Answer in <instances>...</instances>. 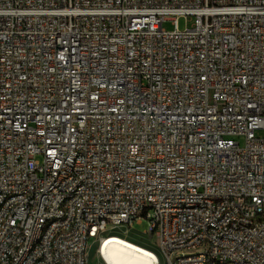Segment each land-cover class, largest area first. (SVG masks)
<instances>
[{"label":"built area","instance_id":"obj_1","mask_svg":"<svg viewBox=\"0 0 264 264\" xmlns=\"http://www.w3.org/2000/svg\"><path fill=\"white\" fill-rule=\"evenodd\" d=\"M259 130L264 0H0V264H264Z\"/></svg>","mask_w":264,"mask_h":264},{"label":"bare ground","instance_id":"obj_2","mask_svg":"<svg viewBox=\"0 0 264 264\" xmlns=\"http://www.w3.org/2000/svg\"><path fill=\"white\" fill-rule=\"evenodd\" d=\"M96 252L104 264H160L153 249L116 233L103 238Z\"/></svg>","mask_w":264,"mask_h":264},{"label":"rangeland","instance_id":"obj_3","mask_svg":"<svg viewBox=\"0 0 264 264\" xmlns=\"http://www.w3.org/2000/svg\"><path fill=\"white\" fill-rule=\"evenodd\" d=\"M193 21H194V17L191 18V16H180L178 18V27L180 29H185L186 27L191 26ZM163 27L167 30H172L174 28V22L172 21V18L168 17L167 20L163 22ZM262 134H264L262 130L257 131V135H262ZM239 141L243 144L244 137H240ZM149 229H150V222L147 218L143 217L142 219L134 220L133 223L131 224V227L123 226L116 228L114 233L127 237L143 245H146V242L150 243L151 238H154V236L151 235V233L148 235H144V232L149 231ZM87 264H104L100 260L96 252V244H94L89 250Z\"/></svg>","mask_w":264,"mask_h":264}]
</instances>
